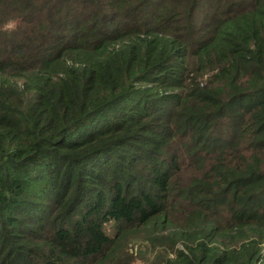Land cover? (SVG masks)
I'll use <instances>...</instances> for the list:
<instances>
[{
	"label": "trees",
	"instance_id": "obj_1",
	"mask_svg": "<svg viewBox=\"0 0 264 264\" xmlns=\"http://www.w3.org/2000/svg\"><path fill=\"white\" fill-rule=\"evenodd\" d=\"M134 247L264 264V0H0V264Z\"/></svg>",
	"mask_w": 264,
	"mask_h": 264
},
{
	"label": "rangeland",
	"instance_id": "obj_2",
	"mask_svg": "<svg viewBox=\"0 0 264 264\" xmlns=\"http://www.w3.org/2000/svg\"><path fill=\"white\" fill-rule=\"evenodd\" d=\"M135 247L133 249V256L135 257V259L131 264H149L147 261L137 258V251L135 250Z\"/></svg>",
	"mask_w": 264,
	"mask_h": 264
}]
</instances>
